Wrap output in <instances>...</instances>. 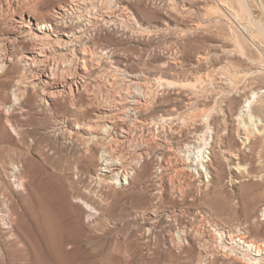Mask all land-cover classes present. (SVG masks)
I'll return each instance as SVG.
<instances>
[{"label":"rangeland","instance_id":"obj_1","mask_svg":"<svg viewBox=\"0 0 264 264\" xmlns=\"http://www.w3.org/2000/svg\"><path fill=\"white\" fill-rule=\"evenodd\" d=\"M128 1L127 17L85 33L95 59L80 98L55 97L44 105L35 87L14 102L33 73L22 62L31 43L12 25L30 11L44 24L59 4L74 2L0 0V45L3 34L18 39L11 49L13 62L0 68V264H199L209 237L220 250L226 232L264 241V0ZM120 2L92 0L93 9ZM219 2L232 9L231 15L215 10ZM70 21L65 23H88L87 17ZM113 67L145 75L149 82L151 95L143 94L147 107L120 122L131 128L132 145L146 149L134 169L146 175L135 187L110 191L109 207L94 214L92 224L85 215L78 217L79 224H40L47 207L59 208L53 194L60 183L70 190L67 183L78 177L71 170L75 150L55 125L72 119L74 101L85 106L88 95L106 98L119 89L112 85ZM21 77L26 79L19 86ZM248 99L255 101L253 119L245 115L241 123L236 117ZM202 109L212 116L196 123ZM95 110L91 106L74 122L93 125ZM170 112L173 119L159 120ZM140 118L144 123L137 122ZM196 125L206 142H194ZM165 142L172 143V156L164 154ZM200 150L207 173L197 169ZM184 162L191 172L179 171ZM19 171L24 188L18 186ZM12 200L18 215L9 234L3 209ZM64 233L75 241L66 244L68 255L59 253Z\"/></svg>","mask_w":264,"mask_h":264},{"label":"bare ground","instance_id":"obj_2","mask_svg":"<svg viewBox=\"0 0 264 264\" xmlns=\"http://www.w3.org/2000/svg\"><path fill=\"white\" fill-rule=\"evenodd\" d=\"M73 2L74 4H59L55 9L53 17L44 24L39 23L35 14L30 11L27 16L20 14L18 16L19 20L12 25V28L22 39L31 43V49L24 56L22 62L28 66L31 74L33 73L31 82L28 81L29 83L27 82L28 84L24 88H19V92L15 93V104L32 87L41 90V96L39 97L40 104H49V101L55 97L67 98L70 96L73 100H78L81 96L80 90H86L87 88L86 79L88 70L92 65V59H95L94 52L85 42V38L87 37V35L85 36L86 31L89 28L92 29V26L100 24L107 26L114 23L120 17H127L128 0H122L119 6L117 4L115 7L101 6L99 8L96 7L97 9H93L92 0H73ZM14 9H17L16 5ZM246 9L248 10V8ZM215 10L225 17L231 15L232 12V9L228 8L223 2H219ZM80 17H87L88 23L83 24L80 21V24L76 26L65 23L66 20L74 22ZM1 40L0 68L4 69L14 60L11 49L15 44L14 41L18 39L13 38L12 33L10 35L6 33L3 34ZM112 71L115 74V77L113 76L114 78H112L114 79L112 85H118L120 87L119 89L111 90L109 97L107 96L106 98L97 94H90L87 99L89 102L85 106L81 105L79 101H74L73 106L74 108L76 107V111H73L74 115L71 114L73 116L72 119L69 120L68 117L59 119L57 125H55L54 130L62 133L63 142L70 144V147L75 150L72 157L71 170L78 177L77 179H72L70 183H67L70 190L65 184L59 182L60 185L53 194L56 195V199L59 201V208L54 212L52 211L53 207H47L46 211L48 213H44L41 222H39L40 224H79L80 218L78 217L81 215H85L90 219L92 224V218L95 221L94 217H96L94 214L98 212L101 214L103 210H106L105 207H109L106 205L109 203L110 191L126 186L135 187L137 183L142 182L143 177L146 175V171L135 173L134 170L138 162L143 159L146 149L144 146H137V143H135V147L132 145L134 140H131V128L120 125V122L125 116L134 115L141 112L144 107H147L148 100L146 99L148 97H144L143 94L150 92L149 82L145 75L128 73L119 67H113ZM118 73L122 77L118 76ZM25 79L21 77L17 82L18 85L23 84ZM262 92H264V89ZM255 95L256 93H253V98ZM252 101L248 99L245 102L243 109L237 114L236 120L242 123V118L245 115L253 119L251 109ZM192 104L190 103V105ZM91 106L96 109L93 115L94 124L79 127L74 121L77 120L78 114H87ZM172 115L173 113L170 112L159 120L163 122L168 121L173 119ZM206 115L210 116L211 112H206L202 109L199 113L197 111L193 120L195 122L202 120L207 117ZM137 122L144 123L141 118L137 119ZM197 126L199 125L193 128V133L197 139V141H194L195 143H198L200 139L205 141L206 135ZM16 132L20 139L19 143L25 145V137L23 134L19 131ZM239 134L241 133L239 132ZM239 134L237 133L238 136ZM244 139L248 140L249 136ZM171 144L165 142L162 146V150L166 156H172L174 154ZM186 147H189V145ZM199 153V160L196 163L197 169L202 173H207L206 163L208 161L205 160V155L203 156L201 154V150ZM19 155L22 156V152ZM69 160L71 161V159ZM208 160L210 161L211 158ZM24 161L26 162V159L22 160V162ZM0 162H4L2 156ZM190 168L191 166L188 163L181 164L179 171H183L186 174L187 172H191ZM17 182L19 187L24 188L25 184L23 183L24 177L22 171L18 175ZM8 196L10 194L6 192L5 198H8ZM11 203V207L9 205L3 209V215L7 222L4 223L9 225V234L13 232V226L11 224L15 223L14 217L18 215L13 204L15 202L12 200ZM209 238L210 240H206L205 246L201 248L199 264H215L216 262L217 264H228L227 262L231 261L241 264H264V241H259L260 239H254L241 231L239 234L226 232L222 234L220 244L223 248L221 247L222 250H220V247L218 248L217 246L218 244H214L216 242L215 238ZM73 240L67 235L65 237L64 233L62 240L58 243L59 253L68 255L65 247L71 241L75 243Z\"/></svg>","mask_w":264,"mask_h":264}]
</instances>
